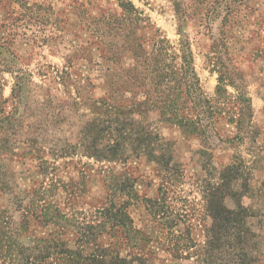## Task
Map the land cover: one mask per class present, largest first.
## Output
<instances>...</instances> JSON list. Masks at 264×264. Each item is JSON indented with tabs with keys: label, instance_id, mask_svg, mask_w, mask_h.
<instances>
[{
	"label": "rangeland",
	"instance_id": "obj_1",
	"mask_svg": "<svg viewBox=\"0 0 264 264\" xmlns=\"http://www.w3.org/2000/svg\"><path fill=\"white\" fill-rule=\"evenodd\" d=\"M125 1L145 19L135 34L143 49L150 55L163 50L161 65L180 68L181 43H189L199 88L215 116L210 140L198 141L143 105L149 111L134 121L120 115V122L153 132L158 138L148 149L165 155L162 162L144 151L124 163L83 155V129L94 118L95 104L109 111L99 117L104 129L116 120L115 103L121 111L137 110L146 98L143 86L132 87L121 70L135 64L129 53L134 44L124 43L132 36L123 3L0 0V231L15 224L31 245L47 238L54 222L65 226V219L51 221L56 204L72 228L97 224L113 180L131 179L127 188L134 183L151 201L131 209L135 226L151 241L142 251L141 245L126 246L125 254L142 252L154 264H198L214 224L212 193L222 168L233 165L249 183L248 225L255 234L252 244L258 243L257 264H264V0ZM140 78L144 86L151 82ZM242 107L244 136L227 141L238 131L234 121ZM190 109L189 102L180 114L192 116ZM40 164L45 168L39 174ZM41 186L40 194H32ZM73 192L80 198L76 203L70 200ZM38 206L47 208L44 224L28 215Z\"/></svg>",
	"mask_w": 264,
	"mask_h": 264
},
{
	"label": "trees",
	"instance_id": "obj_2",
	"mask_svg": "<svg viewBox=\"0 0 264 264\" xmlns=\"http://www.w3.org/2000/svg\"><path fill=\"white\" fill-rule=\"evenodd\" d=\"M119 2L123 3L122 8L128 23L126 29L130 32L129 36H132V39L125 36L124 43H128L129 48L131 44H134V50H130L129 53L135 63L128 69L121 68V70L124 76L130 79L132 87L138 89L136 84L143 86L146 98L144 102L135 105L134 108L137 110L121 111L122 107L119 108V104L115 103L113 110L117 111L112 112V108L110 110L112 116H116V120L112 122V126L104 129L100 128L99 117L106 115L109 111L103 112L101 107L95 104V108H91L94 118L90 119L83 129V140L86 144L80 151L90 159L105 160L110 163H124L144 151L145 155L155 160L154 162H162L165 155L157 154V150L153 148L148 149L155 146V140L158 138L157 136L154 138L153 132L143 128L129 129L128 124L120 122V115L126 114L129 120L132 118L134 121L135 115L149 111L148 107L147 110L143 109V105L152 106L153 110L159 111L172 127L175 126L206 144L211 138L210 131L214 129L215 116L211 112L213 108L211 101L199 88L194 68V56L189 43H181L183 64L180 68L161 65L159 60L163 50L155 54L151 53L153 54L151 57L149 51L143 49L142 43L136 36L137 31L142 29L140 28L141 23L145 21L142 13L129 1L119 0ZM114 12L112 19L116 18L118 24L119 15L117 11L114 10ZM164 42L165 40L162 41ZM140 51L145 54V56L142 55L145 57L144 62L141 60ZM119 53L113 56L116 61L121 58ZM144 75L151 80L149 87L141 82L140 77ZM194 90L199 91L196 96H194ZM218 90L220 91V87ZM189 102L190 110L193 112L192 116L185 113L181 115V110L183 111ZM248 102L250 104V101ZM242 111L243 107L240 108L239 118L234 121L238 131L234 138H228L227 141L243 135L242 123L246 111L245 109L244 113ZM74 150L77 151V149ZM38 168L39 174L43 173L45 165L40 164ZM241 177L243 174L239 173L233 165L224 166L219 174V184L211 197L214 224L209 232L207 243L203 247V259L198 264L258 263L255 257L259 249L258 243L252 244L255 234L248 225L250 207L245 203L248 198L249 183L242 182ZM129 182L131 179L113 180V184L98 208L97 213L100 215V220L97 224L92 221L87 226L82 223L75 226L79 228H72L69 225L70 221L61 214V204H56L51 221L59 218L65 219V226H59L54 222L53 229L47 238H37L31 245L24 242L25 234L22 228L15 224L8 226L4 233L0 231V264H154L147 254L142 252L125 254L124 252L126 246L136 248L139 245H141L139 251H142L151 241L142 230L135 226L131 215L132 208L140 207L141 202L144 204V202L151 201L141 197L134 183L130 184L128 189L125 184ZM42 186L39 191L34 189L32 194L35 195L36 192L40 194ZM81 193L83 195V191ZM75 194V192L70 194V200L76 203L80 198ZM260 199L264 203V192ZM46 209V207L38 206L33 212L28 211V215L34 217L37 223L44 224L48 218ZM30 225L27 221L26 229ZM69 229H73L72 237L69 236ZM120 233L121 236L118 239L117 236ZM105 235L109 236L108 240L105 239ZM130 235L133 237L130 238Z\"/></svg>",
	"mask_w": 264,
	"mask_h": 264
}]
</instances>
